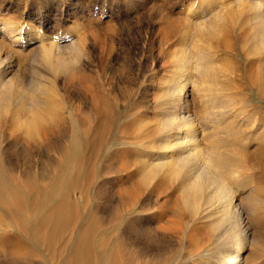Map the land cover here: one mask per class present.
I'll return each mask as SVG.
<instances>
[{
	"label": "rangeland",
	"instance_id": "obj_1",
	"mask_svg": "<svg viewBox=\"0 0 264 264\" xmlns=\"http://www.w3.org/2000/svg\"><path fill=\"white\" fill-rule=\"evenodd\" d=\"M241 1L240 7H231L234 0H0V55L10 48L19 54L6 77L14 86L29 88L38 75H48L38 60L31 63L32 54L52 38L59 41L79 30L88 35L91 50L84 71L105 72L102 82L123 105H133L131 112L119 113L109 135L89 143L74 112L81 104L78 88L74 83L66 88L70 77L60 74V115L71 112L72 123H65L48 143L51 149L42 147L36 157L25 153V147L38 139L10 138L11 132L21 136V131L3 117L6 125L0 131L7 134L0 137V264H194L190 242L197 234L211 249L206 255L210 264L216 263L215 236L203 217L206 211L215 213L217 205H203L205 212L191 214L183 196L184 175L174 178L162 170L151 185L143 183L147 164L166 161L156 146L164 143L159 125L172 110L168 88L183 66L194 71L199 60L211 75L185 91L183 115L191 116L200 147L230 158V184L244 214L252 216L247 225L258 244L255 258L250 249L241 264H264V48L258 43L264 0ZM223 11L232 17L220 23L216 36L208 37L205 25L219 23L216 15ZM16 24L26 31L20 44L13 45L3 29ZM36 33L41 38L35 39ZM197 71L192 72L194 80ZM139 106L136 114L133 108ZM140 118L145 124L135 126ZM138 124L144 133L122 135L124 128L133 132ZM251 195L260 202L253 211L247 200Z\"/></svg>",
	"mask_w": 264,
	"mask_h": 264
},
{
	"label": "bare ground",
	"instance_id": "obj_2",
	"mask_svg": "<svg viewBox=\"0 0 264 264\" xmlns=\"http://www.w3.org/2000/svg\"><path fill=\"white\" fill-rule=\"evenodd\" d=\"M234 2L235 3L231 5V7H233L235 4H238L236 5L237 7H240V5H242L241 0H234ZM230 3L232 4L233 2ZM222 5L223 4H221V6ZM257 6L256 8L260 11V6ZM224 12L225 11L219 13L217 12L216 16L219 23L205 25L204 33L208 37L216 36L219 33L220 25L226 23L227 20H229V16L231 14H227L228 12ZM24 30L26 31V27H21L20 25L18 26V24L11 25L9 29H3V31L9 32V38H12V40L10 41H12L13 45L20 44L21 39H23L22 32ZM72 33H69V35L65 34V38L59 41L55 38H52L49 45L40 47L36 52L32 54L33 59H31V63L38 60L39 63H42L47 67L48 75H36L37 77L32 80V83L30 84L31 87L29 88L24 87V85L16 87L12 82L14 80L11 81L6 78L9 75L10 70H13V60L14 57H17L19 55L18 50H16L15 48H10L9 50H7V53L4 55V57L0 55V125H6V123H4L3 117L8 116V118H10V121H13V123L16 124L17 129L21 131L19 132L21 136H18V134L17 136H13V132H11L9 135L10 138L16 139V141L20 140V137L23 138V136L31 137L32 139H38L35 144H28L27 147H25V153L27 152L29 155H32V157L33 155H38L42 151V147L44 146L47 147V149L45 148V150L49 151V149L51 148H49L48 143L50 142L52 137L55 136L56 133H61L63 131L62 127H65V123L71 122L73 118V114L70 111V113L65 117L60 115V111L62 109L61 104L58 101V94L60 91L58 78L60 74H66V76L70 77V79H66V88L69 87V83L76 84L78 88V94L79 99L81 100V104L78 108L73 107L75 109L74 112L76 111V114L78 113V119H75L83 128L81 129V133L84 135L85 139L90 141L89 143H91V141H93V143H97L101 141L103 135L104 137L109 135L110 130L114 128L118 120L117 116L119 115V113H127L129 111L131 112L133 106H128V104L123 105L122 101L119 99V96H116L117 93L116 95H114L112 88H110V86L105 82H102V77L105 72L101 74L102 72L100 73V70L97 75H94V73L90 74L86 73V70L84 71L86 65L84 60H89L90 49L88 48V35L82 34V32L79 30L76 34ZM95 35L98 36L99 33H96ZM39 37L40 34L36 33V36L34 38L38 39ZM97 38L99 37L95 36L96 41L99 40ZM100 42H102V40H100ZM258 43H260L259 45L264 48V30L260 34ZM95 44L97 43L95 42ZM104 45L106 46V44ZM105 56H107V54ZM100 57L101 56H98V60ZM110 57L111 56H109V58ZM181 61L182 60H178V63H180V65ZM101 62L102 61H100V64ZM107 65L109 66V64ZM120 67L122 66L120 65ZM124 68L127 67L124 66ZM208 68L210 69L209 66ZM208 68L203 67V62H200L199 60L195 68L198 71L194 69L195 72L197 71V73H195V76L197 78L198 75V79L194 80V73H192L194 71L190 70L191 68L189 69V67L187 66H183V68H181V70L183 71L182 75L178 78H174V83L171 85V87L168 88L166 96L170 99L172 110L166 113L165 120L162 122V124H160L161 126L159 125L160 128L158 133L163 135V140L165 139L164 143L156 146L159 150H163V152L165 153L164 157L166 158V161L164 159V162L159 161L160 163H157V165L154 166L155 169L151 170L149 169L153 166H149L146 163L148 166L146 167L149 168L148 171L145 167V164H143L144 166L142 167H145L147 171L146 175L143 178V183L148 186L151 185L153 183V179L158 175V171L162 170L165 171V173L168 172L169 175L174 178H180L182 175H184L185 177L181 183L183 196L186 202V206L189 208L191 214L198 215L199 213L201 214L202 212H205V210L201 211L203 205H217V211L215 213L214 211H206L207 213L203 217L207 220V222H209L207 226L209 227V230L214 233L213 236H215L217 245V248L213 252L216 263L211 264H241V261L243 259L242 256L246 251L251 249L250 257H254L255 248L258 246V244L257 240H255L253 236V231H251V229L247 225V223L251 221L252 216H247V214H244V212H246L244 210L246 209L243 210V207L241 206L242 204L237 201V197L234 195L232 183L230 184L231 175L234 170L233 164L231 160H229L230 158H226L225 156H223L219 151H217V149L212 147L203 149L204 147H200L198 132L194 128L195 125L193 126L191 120L189 119V117L191 116L183 115L184 109L186 108V106H188V100H184L185 91L189 87H199L200 85L198 84L200 83V80L204 79L203 77L211 75V71H209ZM200 77L201 79L199 80ZM109 78L111 79V77ZM18 84H20V82H18ZM22 84L24 83L22 82ZM128 87L130 86L128 85ZM211 88L212 87H210V89ZM127 89L128 88L124 90ZM130 89L131 88H129L128 90ZM123 93L126 92H122L120 94L123 95ZM128 95L126 94L127 97ZM71 108L72 107H70V109ZM138 108H140V106L133 108L136 110V114L138 113ZM140 119L136 121L135 126L139 122H143L142 124H145L143 118L141 120ZM11 124L9 123L8 125L11 127ZM45 124H48V126L42 129L41 126H44ZM128 128L129 126L121 131L123 136H132V133L136 132L138 134V131L140 132V134L144 133V129L142 128L143 131L141 129V124H138L137 128L134 127L133 132H130ZM6 134L7 133L5 131H0V137H5ZM138 136L135 135L134 137L138 138ZM35 157L34 159H37ZM43 172L45 171L43 170ZM43 177H45V173H43ZM43 179L44 178H42V180ZM247 200L251 202L250 204H252V211L260 203L254 195L248 196ZM214 214L218 216L212 219L211 216H214ZM191 241V246H193L194 248L191 254L193 259H197H194V261H196L194 262V264H210L209 259L206 255L210 252L211 249L208 244H206V241L203 240L199 234L191 237ZM73 249L71 252L75 250ZM74 253L72 255H74ZM210 257H212V255ZM80 264H82L81 261Z\"/></svg>",
	"mask_w": 264,
	"mask_h": 264
}]
</instances>
